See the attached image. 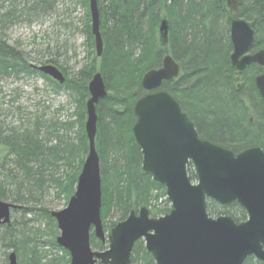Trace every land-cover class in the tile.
I'll return each instance as SVG.
<instances>
[{"label": "trees", "instance_id": "obj_1", "mask_svg": "<svg viewBox=\"0 0 264 264\" xmlns=\"http://www.w3.org/2000/svg\"><path fill=\"white\" fill-rule=\"evenodd\" d=\"M56 2L15 0L10 3L8 14L1 16L0 29L18 16L31 22L50 11ZM82 4L85 8L83 34L95 51L89 0H82ZM98 4L102 54L100 59L97 57L90 66L82 68L74 79L66 78L63 85L57 84L35 70L22 52L4 40H0V76L35 75L57 88L76 92L78 101L81 104L83 101L82 119L86 114L85 99H89L88 84L94 74L102 75L108 95L96 107V150L101 163L102 221L114 212L118 216V221L110 224L114 227L143 207L149 209L153 218L164 216L171 209L169 201L164 200L165 188L143 173L142 154L133 137L136 122L133 108L144 96L141 80L147 71L162 66L164 56H172L181 72L176 80L164 83L162 90L176 99L200 138L235 154L255 146L264 149V134L259 132L260 126H264V102L258 97L261 101L257 106L243 95V87L238 88L236 82V78L243 75L240 76L230 63L232 19L245 20L254 30L256 40L252 52L264 50V0H98ZM164 18L169 24L167 46H162L157 38L159 23ZM138 48L141 54L136 56ZM45 63L66 73L56 60ZM246 72L252 74L250 84L258 96L254 81L262 69L252 66ZM226 76L233 86L229 80H222ZM236 106L240 107L247 129L239 126ZM80 126L76 146L64 136L56 137L55 144L48 146L52 134L47 133L42 139L35 126L13 130L3 139L4 152L0 155L5 171H0V200L21 207L12 213L22 211L29 215L34 212L30 203L42 201L49 189H54L58 196L63 195L67 202L74 195L88 152L85 122L81 120ZM248 129L249 136L246 135ZM188 174L190 180L196 181L191 165ZM161 198L168 208L159 206ZM206 208L210 216H229L236 223L247 218L237 203L220 206L208 200ZM40 213L49 224L53 223L51 228L56 232L50 213L45 209ZM17 226L11 223L0 227L3 230L0 249L13 250L18 264H42L44 259L32 232L26 230L25 222L21 228ZM34 235L37 237L38 232ZM39 235L42 236V232ZM51 243L59 248L54 241ZM92 245L102 250V244H96L94 238ZM59 250L65 257L69 256ZM133 253L131 264H155L142 242L136 243ZM5 257L8 261V256ZM244 264L262 263L250 257Z\"/></svg>", "mask_w": 264, "mask_h": 264}, {"label": "water", "instance_id": "obj_2", "mask_svg": "<svg viewBox=\"0 0 264 264\" xmlns=\"http://www.w3.org/2000/svg\"><path fill=\"white\" fill-rule=\"evenodd\" d=\"M89 8L100 57L103 39L97 1L89 0ZM168 33V21L163 19L158 30L162 46L168 44ZM230 39L233 68L242 72L255 64L263 69L255 86L264 102V51L248 54L255 41L253 29L243 20L232 19ZM36 69L59 84L65 82L63 74L52 65ZM179 75L180 66L166 55L161 68L143 76L141 87L149 94L139 99L133 110V136L142 154V170L165 188L171 211L159 218H151L147 208L132 212L112 228L108 249L99 252L91 245L92 232L105 244L102 176L95 147L96 107L107 97V90L100 73L90 80L85 124L88 153L67 207L51 213L60 233L56 243L70 254V264H131L134 246L142 240L155 264H244L250 257L264 264V152L250 148L235 154L201 139L177 101L160 91L163 83ZM189 164L195 182L188 176ZM207 200L221 206L237 203L245 211L246 221L237 224L230 217L211 218ZM18 208L0 200V226L10 225L12 212ZM8 261L18 264L15 252Z\"/></svg>", "mask_w": 264, "mask_h": 264}, {"label": "rangeland", "instance_id": "obj_3", "mask_svg": "<svg viewBox=\"0 0 264 264\" xmlns=\"http://www.w3.org/2000/svg\"><path fill=\"white\" fill-rule=\"evenodd\" d=\"M14 1L0 0V19L1 16L8 14V11L11 10L10 3ZM41 15L31 22H27L19 16L11 21L8 20L4 28L0 29V40L6 41L10 46L22 52L29 63L34 66L48 65L45 62L56 60L60 68L66 71L65 74L61 71L63 76L67 79H74L82 68L90 66L91 62L97 58L96 52L87 44L83 34L85 8L82 0H57L50 11ZM136 54V56L141 54L140 48ZM251 78L252 74L246 72L239 81L238 88L243 87V91H245ZM78 99L79 95L76 92L65 87L57 88L53 83L35 75L29 77L22 75L18 77L0 76V152H4L3 139L11 135V131H21L34 126L43 138L47 133L52 134L49 135L51 141L47 143L48 146L54 145L58 136H64L67 141L76 146L81 120L86 122L87 119L86 114L82 119L80 118L83 101L81 104ZM1 157L0 155V171L4 172ZM5 167L7 166L5 165ZM164 200H167L166 195ZM39 202L32 201L30 203L31 208L35 209L29 215L22 211L12 213V224L20 227L22 222L26 223V230L32 232L33 238L36 240L35 245L38 244V250L44 259L42 264H70L69 256L65 257L59 248H54L51 243L55 242L60 234L56 223H54L56 229L54 232L51 228L53 223L49 224L48 220L40 213L41 209H45L49 213L62 211L67 207L68 202L63 195L58 196L54 189H49L45 198ZM158 204L167 207L162 198ZM116 221H118V216L114 215V212L105 221H102L105 244H102L93 232L91 233V245L94 238L96 244L103 246L101 250L92 245L94 251L108 249V237L113 228L110 224ZM2 232L1 229L0 235ZM37 232L38 236L35 237L34 233ZM41 232L42 236L39 235ZM139 242H142L145 248L144 241ZM11 252V249L7 250V254L5 251L0 252V264H9L5 255L8 256ZM132 256H135L133 252L131 259Z\"/></svg>", "mask_w": 264, "mask_h": 264}, {"label": "bare ground", "instance_id": "obj_4", "mask_svg": "<svg viewBox=\"0 0 264 264\" xmlns=\"http://www.w3.org/2000/svg\"><path fill=\"white\" fill-rule=\"evenodd\" d=\"M97 1V5H98V11H99V4H98V0H96ZM165 19V18H164ZM99 20H100V12H99ZM163 20V19H162ZM162 20L160 21V23L162 22ZM240 20H242V19H240ZM243 21H245V20H243ZM246 22V21H245ZM160 23H159V26H160ZM248 23V22H247ZM249 24V23H248ZM159 26H158V29H159ZM250 26V25H249ZM254 31V30H253ZM254 38H255V32H254ZM256 40V39H255ZM262 50V49H261ZM264 51V50H263ZM252 66H257V65H255V64H253V65H251V66H248L244 71H242V72H239V71H237L236 69V72L238 73V74H240V76L241 75H244V73L246 72V70L248 69V68H250V67H252ZM243 76H241V77H238V78H236V82H238L239 83V81L241 80V78H242ZM222 80H224V81H228V83L231 85V86H233V83H232V80H230L227 76L226 77H223L222 78ZM210 91L212 90V88L211 89H209ZM246 98H249V100H251L253 103H255L257 106H258V103L260 104V101L262 100L261 99V97H260V95L258 94V96H257V94H256V92L254 91V89H253V86L251 85V84H248L247 85V87H246V89H245V92H244V94H243ZM261 99H259V98ZM235 110L237 111V113H238V115L237 116H239V118H237V121L239 122V126L240 125H243L242 126V128H244V129H247L246 128V126L244 125V123H243V118H242V113H241V110H240V107L239 106H236V108H235ZM134 114V113H133ZM203 120H205V117L203 118ZM260 129L261 130H259V132L261 133V134H264V126H260ZM251 133V131H249V129L247 130V132H246V135L247 136H249V134ZM97 135H98V123H97V134H96V138H95V142H96V139H97ZM42 139H44L43 137H42ZM86 139H87V144H88V138H87V136H86ZM100 171H101V169H100ZM102 199V198H101ZM4 202V201H3ZM213 202H215V201H213ZM216 203V202H215ZM216 204H218V203H216ZM218 205H220V204H218ZM138 243V242H137ZM1 251H5V253L7 254V249H5V250H3V248L2 249H0V252ZM12 252H14L13 250H12ZM11 252V253H12ZM10 253V254H11ZM9 254V255H10ZM9 255H8V257H9ZM6 256V255H5Z\"/></svg>", "mask_w": 264, "mask_h": 264}]
</instances>
